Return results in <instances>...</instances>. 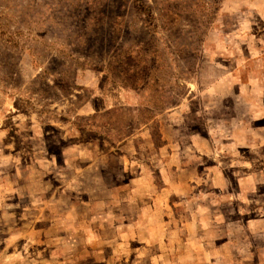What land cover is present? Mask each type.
Listing matches in <instances>:
<instances>
[{"label":"rangeland","instance_id":"1","mask_svg":"<svg viewBox=\"0 0 264 264\" xmlns=\"http://www.w3.org/2000/svg\"><path fill=\"white\" fill-rule=\"evenodd\" d=\"M0 264H264V0H0Z\"/></svg>","mask_w":264,"mask_h":264},{"label":"crops","instance_id":"2","mask_svg":"<svg viewBox=\"0 0 264 264\" xmlns=\"http://www.w3.org/2000/svg\"><path fill=\"white\" fill-rule=\"evenodd\" d=\"M170 184V183H169ZM152 185H153V183H152ZM169 189H171V186H169ZM154 194V193H153ZM154 200V205H156L157 204V206L159 207V202H160V198H157L156 200L155 199H153Z\"/></svg>","mask_w":264,"mask_h":264}]
</instances>
